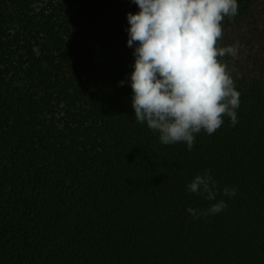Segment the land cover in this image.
<instances>
[{
  "label": "trees",
  "instance_id": "1",
  "mask_svg": "<svg viewBox=\"0 0 264 264\" xmlns=\"http://www.w3.org/2000/svg\"><path fill=\"white\" fill-rule=\"evenodd\" d=\"M238 4V122L189 151L135 121L132 0H0V264H264V0ZM205 170L237 192L197 219Z\"/></svg>",
  "mask_w": 264,
  "mask_h": 264
},
{
  "label": "clouds",
  "instance_id": "2",
  "mask_svg": "<svg viewBox=\"0 0 264 264\" xmlns=\"http://www.w3.org/2000/svg\"><path fill=\"white\" fill-rule=\"evenodd\" d=\"M126 14L127 46L134 62L127 82L132 89L135 121L158 133L162 145L184 143L192 150L196 135L215 133L230 118L235 126L240 92L224 57L237 58L238 43L220 46L222 22L238 15V0H132ZM121 85L125 81L119 82ZM190 193L213 202L189 207L193 218L221 213L236 188L218 189L205 170L187 185Z\"/></svg>",
  "mask_w": 264,
  "mask_h": 264
}]
</instances>
